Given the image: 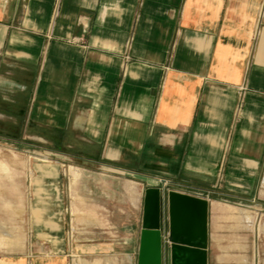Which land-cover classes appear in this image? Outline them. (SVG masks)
I'll return each instance as SVG.
<instances>
[{
  "label": "crops",
  "instance_id": "1",
  "mask_svg": "<svg viewBox=\"0 0 264 264\" xmlns=\"http://www.w3.org/2000/svg\"><path fill=\"white\" fill-rule=\"evenodd\" d=\"M32 138L0 264H137L165 185L208 201L207 264H264V0H0V144Z\"/></svg>",
  "mask_w": 264,
  "mask_h": 264
},
{
  "label": "water",
  "instance_id": "2",
  "mask_svg": "<svg viewBox=\"0 0 264 264\" xmlns=\"http://www.w3.org/2000/svg\"><path fill=\"white\" fill-rule=\"evenodd\" d=\"M207 223L206 199L176 191L164 193L158 187L147 188L137 264H164V260L166 264H207ZM163 231L168 240L166 248Z\"/></svg>",
  "mask_w": 264,
  "mask_h": 264
},
{
  "label": "rangeland",
  "instance_id": "3",
  "mask_svg": "<svg viewBox=\"0 0 264 264\" xmlns=\"http://www.w3.org/2000/svg\"><path fill=\"white\" fill-rule=\"evenodd\" d=\"M12 146L11 143L0 144V160L7 166L5 170L0 169V214H6L10 210L15 213L31 208L34 202L29 198L37 194L39 187L40 159L37 138H32L30 143L24 146L22 144ZM163 192H167V185L164 186ZM164 212L166 213L165 208Z\"/></svg>",
  "mask_w": 264,
  "mask_h": 264
},
{
  "label": "built area",
  "instance_id": "4",
  "mask_svg": "<svg viewBox=\"0 0 264 264\" xmlns=\"http://www.w3.org/2000/svg\"><path fill=\"white\" fill-rule=\"evenodd\" d=\"M163 244H164V247L166 248V246L168 244V240H167L166 232L165 231H163Z\"/></svg>",
  "mask_w": 264,
  "mask_h": 264
}]
</instances>
